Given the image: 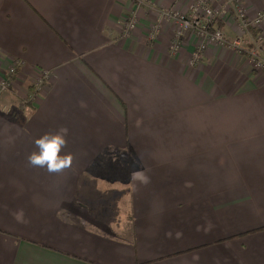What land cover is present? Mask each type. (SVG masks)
Listing matches in <instances>:
<instances>
[{"label": "crops", "instance_id": "0c3cea01", "mask_svg": "<svg viewBox=\"0 0 264 264\" xmlns=\"http://www.w3.org/2000/svg\"><path fill=\"white\" fill-rule=\"evenodd\" d=\"M182 2L0 0V67L52 73L28 119L0 111V264H264V74L209 42L191 68V33L177 56L147 41ZM236 7L250 21L264 0ZM61 128L72 166H31Z\"/></svg>", "mask_w": 264, "mask_h": 264}, {"label": "rangeland", "instance_id": "374dc122", "mask_svg": "<svg viewBox=\"0 0 264 264\" xmlns=\"http://www.w3.org/2000/svg\"><path fill=\"white\" fill-rule=\"evenodd\" d=\"M130 1L135 6H138V0ZM141 2V7H145L143 1ZM236 2L238 3V0H207L208 7L213 10V15L216 17V19L214 20L216 24L215 27H220V24L223 23V21L235 20L234 10L236 9ZM192 4H194L193 0H183L181 8L171 6L170 8H167L165 10L159 9L158 12L155 11L156 14L159 16L156 17V20L152 22L151 25H147L148 32L146 34V40L149 42H154L157 41V38L167 33L169 36H172L171 39H169V52L177 56L179 50L181 49V43L183 39L191 33L194 36L196 42H194L195 49H193V55L190 56L188 66L194 68L195 66H197V64L200 63L201 58L210 49L207 48L208 44L206 45L208 41H206V39L203 40V38H201L200 36H197L196 32H194L193 30H182L178 24V20H175L176 18L173 17L174 15L188 17L190 15V8ZM160 19L162 20L160 21ZM164 21L169 24L165 26V24H163ZM245 24L246 23L242 24L243 26H241L238 25L237 21L236 23L234 22L236 32L230 40L225 37L226 45L222 46L218 43L210 41L209 43H212L216 47H227L230 54L239 56V54H242L243 52H239V50L232 49L230 48V46H228V44H231L232 42L238 39L240 41L241 50L246 51V54L244 56L247 60L248 65L250 66V70H254L263 75L264 69H255L253 67L254 62L248 57L247 52L259 49L260 52L258 56L260 59L263 60L264 24L258 26L252 25L251 23L245 26ZM130 26H133V28L131 30H128L127 27ZM118 28L120 30L119 36L122 39L129 38L138 29V19L136 13L126 14L125 16L121 17V19L118 21ZM209 31L211 32L212 29H209ZM220 32L224 34L223 29L221 27ZM252 33L254 34L252 35ZM173 44H178L179 46L176 51L171 49V46ZM201 46H204V49L200 50ZM22 65L23 68H27L24 64H20L15 61L4 68L0 67V69L2 70L0 71V111L8 119H11L14 113L16 114L18 113V111H23V120L28 119L30 115L34 112L31 106L35 105L38 102V99L41 98L42 92L47 89L49 82L52 80V73L50 71L39 72L40 68L36 69L37 67L34 66H30V68L32 69L30 70L34 72V74H32V76L29 78H25L23 75L22 80L20 76L18 77V69ZM10 69L14 70L12 74H10ZM4 77L7 79V83L4 82V88L2 89L1 84L2 78ZM15 85L18 90L19 96H17V92L9 90L10 86L14 87ZM79 200L82 201V199Z\"/></svg>", "mask_w": 264, "mask_h": 264}, {"label": "built area", "instance_id": "2783aa9c", "mask_svg": "<svg viewBox=\"0 0 264 264\" xmlns=\"http://www.w3.org/2000/svg\"><path fill=\"white\" fill-rule=\"evenodd\" d=\"M194 4H192L190 8V15L188 17L184 16H177L174 15L173 17L178 20V24L182 30H193L196 32L197 36L206 39V41L215 42L222 46L226 45V40L222 32L220 30L215 29V22L214 20L216 17L213 15V10H211L207 5V0H193ZM205 3V5H204ZM235 13V21H237L238 25L243 26L242 24L246 23L248 25L251 23L252 25H262L264 24V12H259L256 14L254 19L250 21L246 19L245 14L242 9L236 7L234 10ZM213 17V18H212ZM126 19V18H125ZM214 23V24H213ZM133 26L127 27L128 30H131ZM209 29H212L210 32ZM264 37V36H263ZM230 48L237 49L239 52L241 51L240 48V41L237 39L231 44H228ZM178 44H173L171 49L176 51L178 49ZM204 49V46L200 47V50ZM199 50V49H198ZM260 50H252L251 52H247L248 57L254 62L253 67L262 68L264 69V56L263 60L259 58ZM262 52V51H261ZM197 54V53H195ZM198 59V57H197ZM13 69H10V74L13 73ZM4 82L7 83V79L4 77L2 78L1 88H4Z\"/></svg>", "mask_w": 264, "mask_h": 264}, {"label": "clouds", "instance_id": "9594fccd", "mask_svg": "<svg viewBox=\"0 0 264 264\" xmlns=\"http://www.w3.org/2000/svg\"><path fill=\"white\" fill-rule=\"evenodd\" d=\"M67 129L61 128L55 133H45L34 143L36 151L27 157L33 167L46 168L49 173H61L69 169L73 163L71 153L62 154L67 145Z\"/></svg>", "mask_w": 264, "mask_h": 264}, {"label": "trees", "instance_id": "16d2710c", "mask_svg": "<svg viewBox=\"0 0 264 264\" xmlns=\"http://www.w3.org/2000/svg\"><path fill=\"white\" fill-rule=\"evenodd\" d=\"M219 26V25H218ZM220 27H222V24H220ZM220 27H217L219 30H220ZM254 33H252L253 35ZM240 52H243L244 54H246V51L245 50H241Z\"/></svg>", "mask_w": 264, "mask_h": 264}]
</instances>
